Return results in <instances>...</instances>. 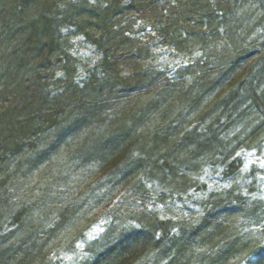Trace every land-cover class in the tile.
I'll return each mask as SVG.
<instances>
[{"label":"trees","instance_id":"trees-1","mask_svg":"<svg viewBox=\"0 0 264 264\" xmlns=\"http://www.w3.org/2000/svg\"><path fill=\"white\" fill-rule=\"evenodd\" d=\"M76 35L97 54L91 67L72 51ZM154 37L181 59L171 76L153 64ZM248 112L264 128V0H0V264H54L51 240L84 213L83 202L52 204L57 185L81 167L98 172L87 203L118 188L128 200L126 221L114 218L82 264H193L223 218L182 223L137 203L149 182L186 192L209 155L231 171L230 132ZM47 173L34 192L29 179ZM239 245L227 232L204 264ZM252 254L264 262V246Z\"/></svg>","mask_w":264,"mask_h":264},{"label":"rangeland","instance_id":"rangeland-1","mask_svg":"<svg viewBox=\"0 0 264 264\" xmlns=\"http://www.w3.org/2000/svg\"><path fill=\"white\" fill-rule=\"evenodd\" d=\"M249 6L256 11V5ZM238 11L244 12L242 9ZM145 35H147L146 32L140 34V36ZM70 40L73 53L84 59V64L88 62L91 67L97 60L93 47L79 35L72 36ZM157 43L158 40L154 37L156 58L153 57V64L161 71L167 66V73L164 75L171 76L175 66L180 65L181 59L170 55L162 45L158 47ZM213 92L216 93L215 90ZM184 104L179 103L177 106ZM201 105L195 112L188 115V121H185L186 127H189V122L194 121L196 114L205 107L206 103ZM256 118L258 117L254 113L248 112L241 124L232 127L230 138L233 139V146L235 145L236 148L233 156L239 158V161L235 163L231 171L227 172L229 168H225L230 158L220 163L219 157L209 155L204 158L205 161L192 165L195 170L189 176H194V179H191V186L186 192L177 194L176 189L171 186L149 182L148 185L153 186L151 198L142 201L141 205L137 203L140 210L151 209L160 214L171 210L166 215L173 219H181L182 223H199L207 213L223 218L226 232H221L213 242H205L200 246L198 243L193 250L195 252L192 257L193 264H204L202 251L207 250L212 253L222 246L227 232L240 243L241 251L225 259L222 264H246L247 262L258 264V261H263L252 254L253 250L264 246V128L255 126ZM249 120L253 121V124L246 126ZM190 153L187 150L185 154L188 156ZM50 174L47 173L39 180L37 177H31L27 184H30L34 192L43 194L42 187L49 182L52 176ZM97 176L95 167H81L57 185V197L52 204L60 209L72 205V201L83 202L84 213L75 223L67 222L51 240L49 257L54 264H82L91 254L89 244L106 230L107 225L112 223L114 218L120 216L119 222L126 221L128 200L123 199V191L120 188L100 205L96 206L94 199L87 203L89 199L87 187ZM105 189L102 188L100 194ZM160 191H164L165 194ZM115 204L113 214L111 208ZM138 209L136 208L137 211ZM226 210L228 213H224ZM49 216L55 217V213L50 212Z\"/></svg>","mask_w":264,"mask_h":264}]
</instances>
